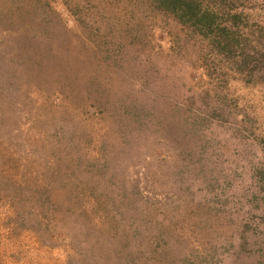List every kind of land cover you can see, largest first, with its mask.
Here are the masks:
<instances>
[{
    "label": "rangeland",
    "instance_id": "1",
    "mask_svg": "<svg viewBox=\"0 0 264 264\" xmlns=\"http://www.w3.org/2000/svg\"><path fill=\"white\" fill-rule=\"evenodd\" d=\"M149 1L0 0V264H264L262 72Z\"/></svg>",
    "mask_w": 264,
    "mask_h": 264
},
{
    "label": "trees",
    "instance_id": "2",
    "mask_svg": "<svg viewBox=\"0 0 264 264\" xmlns=\"http://www.w3.org/2000/svg\"><path fill=\"white\" fill-rule=\"evenodd\" d=\"M149 2L157 11L172 17L185 31L206 41L212 52L235 71L243 74L259 68L256 71L262 72L260 79L264 81V23H251V15L238 13L236 10L242 6L241 0Z\"/></svg>",
    "mask_w": 264,
    "mask_h": 264
}]
</instances>
